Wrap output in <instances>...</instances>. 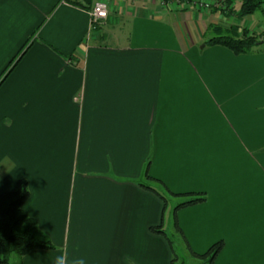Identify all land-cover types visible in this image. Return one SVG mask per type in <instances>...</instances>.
Here are the masks:
<instances>
[{
    "label": "crops",
    "instance_id": "crops-1",
    "mask_svg": "<svg viewBox=\"0 0 264 264\" xmlns=\"http://www.w3.org/2000/svg\"><path fill=\"white\" fill-rule=\"evenodd\" d=\"M113 1L91 28L84 0H0V193L25 179L54 245L21 264H171L168 230L264 264V50L206 44L218 12Z\"/></svg>",
    "mask_w": 264,
    "mask_h": 264
},
{
    "label": "trees",
    "instance_id": "trees-1",
    "mask_svg": "<svg viewBox=\"0 0 264 264\" xmlns=\"http://www.w3.org/2000/svg\"><path fill=\"white\" fill-rule=\"evenodd\" d=\"M84 1L85 4H81V6L88 10L91 0ZM225 2L229 5L228 9L231 10L232 1L225 0ZM255 11H259L264 15V0H241L239 12L242 16L252 14ZM210 28L213 29V35L207 39L206 44L208 45H222L234 54L253 53L264 50L262 48L264 40H258L255 35H249L245 30L239 34L236 27L226 30L219 25H210L208 29ZM152 180L159 182L155 179ZM163 189L169 196H178L168 191L165 187ZM152 190L156 191L166 206L168 202L167 196L162 191H157L154 188ZM187 195H190L191 198L180 202L176 208L204 199L202 196L193 193L180 196ZM28 196L27 181L22 178L16 180L12 189L0 193V264H21V257L32 250H49L54 248L49 238L38 229L36 221L24 212L22 206ZM152 230L159 233L162 232L159 227H152ZM186 247L190 256L196 259V264H213L215 256L222 247V242L219 241L213 244L201 254L193 252L188 246ZM171 248V264H177L179 257L175 254L172 246Z\"/></svg>",
    "mask_w": 264,
    "mask_h": 264
},
{
    "label": "rangeland",
    "instance_id": "rangeland-1",
    "mask_svg": "<svg viewBox=\"0 0 264 264\" xmlns=\"http://www.w3.org/2000/svg\"><path fill=\"white\" fill-rule=\"evenodd\" d=\"M89 9L92 4L96 1H103L107 4L108 14H110V7L113 0H91ZM232 8L228 9L229 5L226 4L225 0H190V1H168L163 8L168 9H184L186 7L195 10L198 13L206 15L208 13L221 14L219 21L223 29L230 30L236 27L238 33L241 34L242 31H247L249 35H255L258 40H264V15L259 11H255L252 14L242 16L239 12V7L241 0H231ZM88 9V10H89ZM218 12V13H217ZM108 19V18H107ZM107 21V20H106ZM218 26V24H211V26ZM225 25V27H224ZM210 36H212L213 29L209 30ZM264 49V44L262 46ZM172 230H168L167 233L169 237L173 240V249L175 254L179 257L177 264H196V259H193L186 246H181L177 244L176 238L171 234ZM14 259V258H13Z\"/></svg>",
    "mask_w": 264,
    "mask_h": 264
},
{
    "label": "built area",
    "instance_id": "built-area-1",
    "mask_svg": "<svg viewBox=\"0 0 264 264\" xmlns=\"http://www.w3.org/2000/svg\"><path fill=\"white\" fill-rule=\"evenodd\" d=\"M168 1H180V0H159L161 5H164ZM89 13V22L91 28L99 27L104 24L108 18V7L107 4L103 1H96L92 4Z\"/></svg>",
    "mask_w": 264,
    "mask_h": 264
},
{
    "label": "clouds",
    "instance_id": "clouds-1",
    "mask_svg": "<svg viewBox=\"0 0 264 264\" xmlns=\"http://www.w3.org/2000/svg\"><path fill=\"white\" fill-rule=\"evenodd\" d=\"M52 264H87V261L82 256H74L71 259L67 256V254L56 255L52 259Z\"/></svg>",
    "mask_w": 264,
    "mask_h": 264
}]
</instances>
